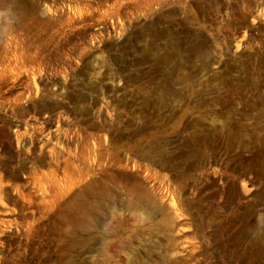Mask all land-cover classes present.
I'll return each mask as SVG.
<instances>
[{
    "label": "rangeland",
    "instance_id": "rangeland-1",
    "mask_svg": "<svg viewBox=\"0 0 264 264\" xmlns=\"http://www.w3.org/2000/svg\"><path fill=\"white\" fill-rule=\"evenodd\" d=\"M0 264H264V0H0Z\"/></svg>",
    "mask_w": 264,
    "mask_h": 264
},
{
    "label": "bare ground",
    "instance_id": "bare-ground-1",
    "mask_svg": "<svg viewBox=\"0 0 264 264\" xmlns=\"http://www.w3.org/2000/svg\"><path fill=\"white\" fill-rule=\"evenodd\" d=\"M138 207V206H137ZM135 210V209H134ZM147 210V214H149V215H151L153 212H154V208H152L151 206H150V208L149 209H146Z\"/></svg>",
    "mask_w": 264,
    "mask_h": 264
}]
</instances>
